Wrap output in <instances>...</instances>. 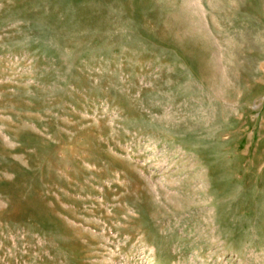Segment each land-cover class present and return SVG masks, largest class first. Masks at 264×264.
I'll use <instances>...</instances> for the list:
<instances>
[{
	"label": "rangeland",
	"instance_id": "obj_1",
	"mask_svg": "<svg viewBox=\"0 0 264 264\" xmlns=\"http://www.w3.org/2000/svg\"><path fill=\"white\" fill-rule=\"evenodd\" d=\"M0 264H264V0H0Z\"/></svg>",
	"mask_w": 264,
	"mask_h": 264
}]
</instances>
